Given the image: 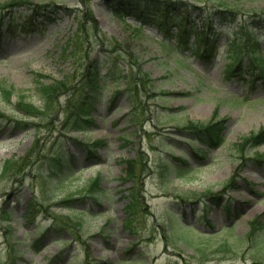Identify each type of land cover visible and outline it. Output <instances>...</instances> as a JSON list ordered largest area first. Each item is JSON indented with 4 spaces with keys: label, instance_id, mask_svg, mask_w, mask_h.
I'll return each instance as SVG.
<instances>
[{
    "label": "rangeland",
    "instance_id": "374dc122",
    "mask_svg": "<svg viewBox=\"0 0 264 264\" xmlns=\"http://www.w3.org/2000/svg\"><path fill=\"white\" fill-rule=\"evenodd\" d=\"M12 1L42 6L53 21L14 37L5 23L0 43V264H264V229L257 244L246 240L252 221L264 226V146L240 151L264 128L261 82L253 86L245 70L228 79L225 49L212 63L181 55L156 25L117 18L112 0H0V19L29 14ZM230 7L241 23L264 18V0ZM199 20L191 19L201 31ZM212 22L224 26L225 42L235 24ZM255 32L264 49V28ZM109 69L135 83L139 105ZM96 74L99 88L87 90ZM51 83L67 90L46 106L39 89ZM80 90L92 98L91 124L69 105ZM20 101L38 114L18 109ZM214 116L225 128L218 148L189 128ZM13 158L22 159L20 172L3 175ZM97 177L95 193L88 188Z\"/></svg>",
    "mask_w": 264,
    "mask_h": 264
},
{
    "label": "trees",
    "instance_id": "16d2710c",
    "mask_svg": "<svg viewBox=\"0 0 264 264\" xmlns=\"http://www.w3.org/2000/svg\"><path fill=\"white\" fill-rule=\"evenodd\" d=\"M113 1L114 0L110 2L111 5L109 7L111 10L115 11L114 15L117 18L125 21L127 18L132 17L135 21L143 23V25H156L159 32L165 31V35L177 39L178 44L182 47L180 52L181 55L184 53H191V55H194L198 60L204 63H212L218 59L222 49H225L223 59L229 64L226 70L228 79L235 77V74L241 72V70H245L243 74H239L251 76V84L253 86L260 82L264 86V49L261 45L262 36H258L255 32V29L258 27L264 28V18L259 17L258 14H253L252 17L247 18V20L245 19L243 23H241L239 20L242 12L236 9L231 10L230 7L232 4L240 5L241 0H232L231 3L229 2L230 0H221V2L218 3L216 0H211L212 4H215V7H212V10L211 8L209 10L203 6V4H201L203 1L199 0V3L195 4L182 0H120L118 4L113 3ZM26 5V10L29 12L26 16L16 17V15L7 14L2 16L0 19V42L3 39L5 32L13 37L19 33L29 34L39 29H44L48 23L53 21L52 18H44V16H41V11L43 9L42 6H33L30 3H22L20 1H12L8 6H11V8H25ZM236 8H238V6ZM3 10L4 9L1 11ZM173 13L175 14L173 15ZM9 16L11 17L9 18ZM193 16L199 18L200 22L203 21V16H205V18L203 17L204 20L207 19L202 22L201 31L198 30L196 24L192 23L191 19ZM213 18L217 19L220 25L225 24L226 26V23L235 24L232 27L231 35L225 37V42L221 39V34L217 33L218 28L224 26L217 25L216 27H213L216 25L212 22ZM91 20L93 21V17H91ZM5 23L8 24V27L3 33ZM251 28H253V30H251ZM172 29H176L177 32L172 33ZM135 33L138 36L142 35L141 30L136 31ZM117 62L118 59H115L114 61H111V64H117ZM244 64H247L245 69L242 68ZM99 75L100 74H96L91 78L87 90L99 88L97 85L94 86L96 78L99 77ZM109 77L113 79L116 85L128 82L127 85H125V90L128 93L131 91L134 96L132 97V95L130 96L129 94V100L137 101L138 104L135 93L130 89L131 85L135 84L134 82L127 81L123 74H119L113 69H109ZM65 87V83H51L48 86L40 85L39 90L46 101V106L58 93L66 91L67 89H65ZM136 87L138 92L137 84ZM116 97L117 96H115V98ZM69 105H71V108L75 107L74 109L79 112L81 122L85 124L93 123V121L90 120V111L92 107V98L90 97V94L88 95L87 92L83 93L82 90L74 92L69 98ZM138 107L139 106L136 108L138 109ZM18 109H24L29 115H36L40 110L35 108L32 104H28L24 101H20ZM2 117L5 118V116L0 113V119ZM214 117L215 119L208 125L192 124L189 128H191V132H193L190 134L196 136L197 139L207 143L211 148H218L222 143V132L225 128L221 122H216V116ZM75 125L78 128V131H83L87 128L86 126ZM101 145L102 142L98 141L93 143L92 146L98 147ZM246 145H250L253 148L264 146V128L258 133L252 134L243 139L240 151H243V148ZM20 161H22V159L15 160L13 158L8 160L5 163L2 172L3 175H16L20 172ZM257 161L263 164L264 158H257ZM55 162L56 164L53 165L54 169L62 175L63 169L59 166L60 158H56ZM100 186L101 178L97 177L91 182L88 189L96 193L100 191ZM214 197L218 201L220 200V195H214ZM3 219L11 220L12 218L11 215L4 213ZM249 228L250 232L246 236V240L249 243L254 242L257 244V236L263 231L264 226L258 220H254L250 223ZM208 237H215V235ZM39 245L40 243H35L34 247L39 249ZM222 249V251H228L230 247L226 245ZM258 264L262 263L258 262Z\"/></svg>",
    "mask_w": 264,
    "mask_h": 264
}]
</instances>
